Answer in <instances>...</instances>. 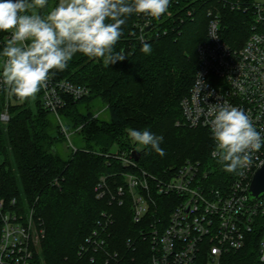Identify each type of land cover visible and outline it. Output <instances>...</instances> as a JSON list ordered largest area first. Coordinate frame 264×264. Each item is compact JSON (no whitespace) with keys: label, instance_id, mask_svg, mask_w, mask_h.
I'll return each mask as SVG.
<instances>
[{"label":"trees","instance_id":"16d2710c","mask_svg":"<svg viewBox=\"0 0 264 264\" xmlns=\"http://www.w3.org/2000/svg\"><path fill=\"white\" fill-rule=\"evenodd\" d=\"M58 3L48 0L45 8L36 11L46 16ZM135 17L127 19L114 46L124 54V60L105 65L102 58L76 53L64 71L53 70L55 78L89 88L87 95L69 100L60 111L81 137L82 146L76 151L69 148L66 154L58 153L51 134V113L39 100L34 105H12L7 124H0L1 191L7 201L15 198L23 213L33 210L35 222L44 231L29 264H150L149 243L141 231L157 216L164 217L175 197L156 196L157 205L137 223L126 193L122 205L97 196L101 177L115 190L125 185L124 174L135 173L138 167L160 175L166 169L175 171L186 160H199L203 167L212 169L215 186L230 176L210 158L213 139L209 130L182 124L180 101L193 82L196 46L204 38L205 19L199 16L197 21L182 23L180 32L170 30L139 42L130 37ZM249 21L248 15L227 12L226 41L241 44L248 35ZM4 34L0 33V52L5 46ZM144 43L151 45L150 54L141 51ZM97 99L107 118L92 112ZM129 128L162 136L160 147L166 154L161 157L150 147L134 143L128 136ZM113 150H138L137 166H125L110 157ZM103 213L111 216L105 232L107 253L80 255L88 234L105 225ZM259 238V232L248 233L245 245L223 254L220 264H264L258 259Z\"/></svg>","mask_w":264,"mask_h":264},{"label":"built area","instance_id":"2783aa9c","mask_svg":"<svg viewBox=\"0 0 264 264\" xmlns=\"http://www.w3.org/2000/svg\"><path fill=\"white\" fill-rule=\"evenodd\" d=\"M227 12L250 17L248 35L239 45H231L225 39ZM199 16L205 19V34L196 46L198 63L192 85L180 101L182 124L204 127L211 133L210 108L227 103L250 114L258 131L264 129V1L170 0L167 13L159 18L136 14L130 37L145 42L170 30L180 32L182 23L195 21ZM9 38L10 33H5L3 41L6 43ZM2 61L3 57L0 64ZM88 93L85 85L51 75L34 100L20 101L14 96L9 98L0 82V124H7L12 105H34L39 100L58 121L60 133L69 139L60 111L69 100L76 101ZM215 143L213 140L210 158L217 161L211 155ZM68 146L77 150L70 140ZM132 151L113 150L109 156L125 166L136 167ZM1 160L0 153V163ZM263 161L264 147L254 154L249 168L229 172L230 176L217 186L211 180L212 169L203 167L199 160H186L175 171L166 169L160 175L138 167L135 173H125V185L115 190L101 177L97 196L122 205L126 193L131 199L132 219L137 223L157 205L156 196L175 197V203L167 205V216H157L148 223L147 230L141 231L149 243L150 264H220L221 256L241 249L251 232L260 233L258 259L264 262L260 259L264 254V195L251 200L247 192ZM103 217L105 225L88 234L78 251L80 255L107 253L105 232L111 216L103 213ZM43 236L33 210L23 213L15 198L5 199L0 186V264H29Z\"/></svg>","mask_w":264,"mask_h":264},{"label":"clouds","instance_id":"9594fccd","mask_svg":"<svg viewBox=\"0 0 264 264\" xmlns=\"http://www.w3.org/2000/svg\"><path fill=\"white\" fill-rule=\"evenodd\" d=\"M48 0H0V33H10L0 57V82L9 98L35 99L53 70L64 71L76 53L102 58L105 65L125 59L115 45L122 26L133 14L159 18L170 0H59L46 16L39 14ZM142 39V38H141ZM141 51L150 54L151 45ZM211 155L226 172L249 168L264 147V129L257 130L250 114L227 103L210 108ZM128 136L163 157L162 136L148 130L127 129ZM264 247V246H262ZM264 261V254L260 256Z\"/></svg>","mask_w":264,"mask_h":264},{"label":"rangeland","instance_id":"374dc122","mask_svg":"<svg viewBox=\"0 0 264 264\" xmlns=\"http://www.w3.org/2000/svg\"><path fill=\"white\" fill-rule=\"evenodd\" d=\"M262 1H264V0H262ZM164 26H167V24H164ZM1 58H0V61H1ZM94 102H95L94 107L91 108L92 112H96L97 114H99L100 117L107 118L106 109H105V107L102 106L100 100L97 99ZM60 116H61V120L64 123V126L66 128V132L69 134V139L66 137V135L59 133L58 121L56 120V118L52 114L50 115V118L52 120L51 134L55 138V146L57 148L58 153L59 154H66L69 151V146H68L69 140L72 142V144L75 147H78V148L82 146V140H81L80 135L76 131L71 130V128L67 124V122H68L67 119L63 115H60ZM38 248H39V246H38Z\"/></svg>","mask_w":264,"mask_h":264},{"label":"water","instance_id":"95a60500","mask_svg":"<svg viewBox=\"0 0 264 264\" xmlns=\"http://www.w3.org/2000/svg\"><path fill=\"white\" fill-rule=\"evenodd\" d=\"M140 152L138 150L132 151V157L138 159ZM248 196L251 200H256L264 195V161L262 165L254 172L249 187Z\"/></svg>","mask_w":264,"mask_h":264}]
</instances>
